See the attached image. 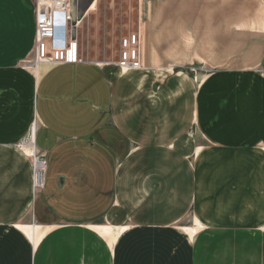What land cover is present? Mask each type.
Segmentation results:
<instances>
[{
    "label": "crops",
    "instance_id": "0c3cea01",
    "mask_svg": "<svg viewBox=\"0 0 264 264\" xmlns=\"http://www.w3.org/2000/svg\"><path fill=\"white\" fill-rule=\"evenodd\" d=\"M140 31L142 71L25 69L34 0H0V264H264V0H151Z\"/></svg>",
    "mask_w": 264,
    "mask_h": 264
},
{
    "label": "built area",
    "instance_id": "2783aa9c",
    "mask_svg": "<svg viewBox=\"0 0 264 264\" xmlns=\"http://www.w3.org/2000/svg\"><path fill=\"white\" fill-rule=\"evenodd\" d=\"M36 16L35 58L28 62L35 70L40 64L77 65L82 63L79 48V29L85 17H75L72 0H34ZM57 35L60 39L57 40ZM117 67L122 71L143 69L141 38L137 33L123 37ZM37 126L32 124L19 149L31 160L33 192L44 189L47 159L36 147Z\"/></svg>",
    "mask_w": 264,
    "mask_h": 264
},
{
    "label": "rangeland",
    "instance_id": "374dc122",
    "mask_svg": "<svg viewBox=\"0 0 264 264\" xmlns=\"http://www.w3.org/2000/svg\"><path fill=\"white\" fill-rule=\"evenodd\" d=\"M150 1L151 0H72L71 5L74 16L80 17V19L85 17L79 29L80 56L96 63H107L109 65L112 64V66L115 64L117 65L119 62L122 38L133 33L140 35L142 54L140 27L145 19L146 4ZM94 4L95 8H93ZM34 58L35 49L31 57L25 60L21 66L26 69V67H28V62L34 60ZM142 70L143 69L139 71ZM211 71V69L203 66L180 70V72L189 75L194 84H200L201 81H204ZM134 72L137 71H122L119 69L121 75ZM183 224L186 226L193 225L194 222L191 216L185 220Z\"/></svg>",
    "mask_w": 264,
    "mask_h": 264
},
{
    "label": "bare ground",
    "instance_id": "6f19581e",
    "mask_svg": "<svg viewBox=\"0 0 264 264\" xmlns=\"http://www.w3.org/2000/svg\"><path fill=\"white\" fill-rule=\"evenodd\" d=\"M93 8H95V4H94V7ZM60 35H57V40H59L60 39Z\"/></svg>",
    "mask_w": 264,
    "mask_h": 264
}]
</instances>
